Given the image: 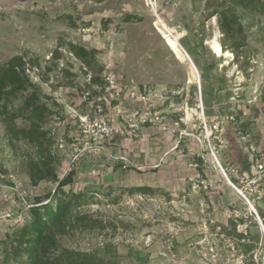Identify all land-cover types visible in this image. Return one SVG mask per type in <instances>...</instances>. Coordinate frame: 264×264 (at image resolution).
<instances>
[{"label": "rangeland", "instance_id": "rangeland-1", "mask_svg": "<svg viewBox=\"0 0 264 264\" xmlns=\"http://www.w3.org/2000/svg\"><path fill=\"white\" fill-rule=\"evenodd\" d=\"M0 84V264H264V0H0Z\"/></svg>", "mask_w": 264, "mask_h": 264}, {"label": "trees", "instance_id": "trees-1", "mask_svg": "<svg viewBox=\"0 0 264 264\" xmlns=\"http://www.w3.org/2000/svg\"><path fill=\"white\" fill-rule=\"evenodd\" d=\"M73 51H74L75 55L79 56V54L75 50V48H73ZM7 77H9V76L3 75V77L1 78V81L6 79ZM14 77L16 78L17 75L14 74ZM0 88H1V84H0ZM51 178L53 181L56 182L55 192H54V194L51 195V197H54L55 194L61 193L64 187L73 184L72 173L64 176L61 179H58L54 175H52ZM70 197L71 198H70L69 204H71L72 202H77L82 198L81 196L75 195V194H72ZM50 208H51L50 205H48V204L43 205V204H41V202H37L36 204H34L32 206L33 220L31 222V227H32L33 234L35 235V240H34L35 242H31L32 245L26 249L27 252L32 256L33 255L35 256V254H36V250L34 248L35 247L34 245L35 244L37 245L39 243V241L41 240V238L43 237V229H44L43 227L46 226V222L44 220V217H48L51 220L55 219L58 217L59 214H61L62 210L66 209V207L65 208L63 207V208H58L56 211H52ZM259 216L262 220V225L264 228V216L263 215H259ZM222 229L225 232L233 233L240 241H242V242H237L236 248H238V250H240V253L244 257H247V260H249L252 264H254L253 251L255 249L257 242H248L244 235L237 234L236 233V221L235 220L230 221V228L222 227ZM66 255L68 256L69 259L83 258L86 260L88 258V259L92 260L93 264L96 263V259H97L93 255L90 256V255H86L83 253L82 254L76 253V252H67Z\"/></svg>", "mask_w": 264, "mask_h": 264}, {"label": "built area", "instance_id": "built-area-1", "mask_svg": "<svg viewBox=\"0 0 264 264\" xmlns=\"http://www.w3.org/2000/svg\"><path fill=\"white\" fill-rule=\"evenodd\" d=\"M212 155L214 157L213 153ZM218 166L226 181L243 198V200L248 204L252 212L256 214L251 204V200L264 202V156H261L259 159L252 162L250 172L242 173L239 175L236 174L234 176L235 179L239 180V189L230 181L222 167L220 165Z\"/></svg>", "mask_w": 264, "mask_h": 264}, {"label": "bare ground", "instance_id": "bare-ground-1", "mask_svg": "<svg viewBox=\"0 0 264 264\" xmlns=\"http://www.w3.org/2000/svg\"><path fill=\"white\" fill-rule=\"evenodd\" d=\"M167 32V30H166ZM166 32H161L162 33V37L165 39L167 46L169 47V49L174 52L179 58H182L184 54H182V52L179 50L180 46L177 42V40L175 38H170L169 36L166 35ZM211 49L213 51V53L217 56V57H228L230 56V53L228 52H224L221 48V46L218 43H213L211 45Z\"/></svg>", "mask_w": 264, "mask_h": 264}, {"label": "water", "instance_id": "water-1", "mask_svg": "<svg viewBox=\"0 0 264 264\" xmlns=\"http://www.w3.org/2000/svg\"><path fill=\"white\" fill-rule=\"evenodd\" d=\"M186 58L188 59V61L190 62V64L193 66V64H192V62H191V60L189 59V57L186 55ZM256 215V214H255ZM256 217H257V215H256ZM258 218V217H257ZM259 224L261 225V223L259 222ZM261 227H262V230H263V233H264V228H263V226L261 225Z\"/></svg>", "mask_w": 264, "mask_h": 264}]
</instances>
